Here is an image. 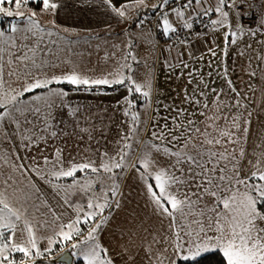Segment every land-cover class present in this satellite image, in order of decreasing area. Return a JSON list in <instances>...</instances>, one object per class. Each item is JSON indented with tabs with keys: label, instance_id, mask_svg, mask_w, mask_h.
I'll list each match as a JSON object with an SVG mask.
<instances>
[{
	"label": "snow or ice",
	"instance_id": "obj_1",
	"mask_svg": "<svg viewBox=\"0 0 264 264\" xmlns=\"http://www.w3.org/2000/svg\"><path fill=\"white\" fill-rule=\"evenodd\" d=\"M107 3L124 20L135 9L134 25L140 28L147 26L145 9L159 11L156 26L165 34L177 33L173 15L183 18L188 30L195 19L209 17L213 30H224L220 60L209 59V71L190 69L179 58L183 51L176 63L166 61L170 72L188 69V83L195 81L196 86L183 90L189 107L167 109L174 114L161 117L163 123L154 118L146 122L138 104L142 108L151 101L155 74L147 67L142 77L133 72L132 64L140 61L131 43L123 63L89 74L71 59L57 56L49 47L55 41L46 42L57 26L54 21L45 26L39 16H55L61 0H0V15L13 18L7 29H0V264H36L38 258L49 264H114L99 235L111 211L121 208V183L129 170L161 226L167 221V235L157 232L161 238L152 237L158 247L146 253L150 264H198L211 253H222L225 264H264V142L246 150L252 112L244 101L249 97L233 84L226 59L239 37L256 36L264 29V19L256 30L247 27L240 18L244 0H183L179 7L170 6L174 0H122L118 7L112 0ZM248 48L247 75L254 78L256 69L264 74V49L253 57L255 49ZM207 54L217 56L211 48ZM253 59L258 61L255 67ZM214 72L222 75L227 92L210 87ZM118 87L126 90L117 100L126 119L115 147L79 159L66 158L61 147L44 154L50 140L68 135L53 127L57 110L67 109L77 127L81 119H89L71 105L70 91ZM247 87L251 90L250 83ZM34 149L35 154L25 155ZM37 181L53 189L65 212L57 213L41 200ZM41 206L52 215L44 225L56 224L50 235L38 234L44 225L34 213H40Z\"/></svg>",
	"mask_w": 264,
	"mask_h": 264
},
{
	"label": "crops",
	"instance_id": "obj_2",
	"mask_svg": "<svg viewBox=\"0 0 264 264\" xmlns=\"http://www.w3.org/2000/svg\"><path fill=\"white\" fill-rule=\"evenodd\" d=\"M112 3L118 7L122 0H112ZM148 3H152L151 0ZM258 10L259 22L256 28H252L253 30L259 28L260 20L264 19V0L258 1ZM37 11H39L38 8ZM135 11V9H130L126 13L129 17L128 20H124L112 11L107 0H61V6L55 16L49 15V19L41 22L50 27L54 21L57 26L53 30L55 34L46 38V42L55 41L54 44L49 43V47L56 52V55L71 59L81 70L89 74L98 75L102 72L111 71L117 63H123L122 57L129 51L126 45L131 43V51L140 61L139 64H145V60L149 58L147 68L152 69L155 74L151 101L142 108L138 104L141 118L146 122L154 118L158 123H163L161 117L174 114L167 109L189 107L184 103L183 90L187 89L190 92L196 86L195 81L191 84L188 83V69L177 67L170 72L166 61L176 63L179 53L183 51L184 56L179 58L188 63L190 69L199 68L209 71L210 69L206 67L207 61L214 59V63H218L220 60V49L224 47L225 43L224 30L211 28L194 39L184 40L186 43L183 45L180 44V41L174 44L169 42L159 44L154 29L148 26L140 28L134 25ZM155 11L145 9L146 15ZM171 19L175 21L176 25H183V18L173 15ZM11 20L9 19L6 25L0 22V29H7ZM262 33H264V29H260L256 36L239 37L236 45L229 46L226 58L233 84L242 95L249 97L248 100L244 101L248 105V111L252 112L251 124L246 133L247 143L245 147L248 152H251L255 145L264 142V74L261 73L260 69H256V77L250 78L247 75L249 70L247 57L250 54L248 45L255 49V52L251 53L253 57L259 54L264 49V44L260 43L264 41V34ZM130 38L132 39L130 40ZM209 48L217 52L215 58L207 54ZM152 52H154L153 55ZM202 54L204 55L203 61L200 60ZM257 63L258 61L253 59L252 67H255ZM136 66L137 64H132L133 72L139 73L142 77L145 70H142L141 67L136 68ZM181 71L184 73L183 76L178 75ZM217 71L219 72L220 69ZM249 83L251 90L247 87ZM209 85L212 88H222L227 92V85L222 75H217L215 72L209 78ZM125 92L123 87L93 92L70 91V93H79L80 99L78 104L72 106H79L81 113L89 119H81L79 127H77L73 122L74 118L66 115L65 110H57L56 117L62 119L61 121L54 120L59 127L57 131L62 130V133L68 135L61 134L51 140L53 142L48 143L44 154L51 155L53 149L59 147L55 141L61 143L66 140L69 141L67 150L61 146L64 155L72 151L73 148L81 152V156H83L87 152L90 155L96 150L105 151L115 147V141L119 139V133L123 129L122 121L126 119L117 104V100ZM209 95L213 94L209 93ZM73 98L75 99L76 96ZM231 111L234 115L238 114L235 109ZM80 128H86L89 131L80 132ZM124 130L126 131V129ZM143 134L146 136L148 132ZM72 141H79V144L73 145ZM91 148H94V152L91 151ZM41 149H45V146L41 145ZM35 153L36 150L33 151V154ZM44 187L46 189L49 186L44 184ZM121 190L123 192V196L120 197L121 208L111 211L108 223L99 235V242L109 249V255L114 264H135L132 262L133 259L138 262L142 261L143 256L148 251H152L148 248L149 238L146 240L151 232L148 223L153 221L152 208L146 200L137 177L131 170L124 175ZM52 196L55 195L50 193V197ZM34 217L39 221L38 215L35 214ZM81 227L85 228L86 226L81 225ZM47 228L53 231L52 228ZM38 234L50 235V233L43 232L41 228L38 229ZM41 247H43V242Z\"/></svg>",
	"mask_w": 264,
	"mask_h": 264
},
{
	"label": "rangeland",
	"instance_id": "obj_3",
	"mask_svg": "<svg viewBox=\"0 0 264 264\" xmlns=\"http://www.w3.org/2000/svg\"><path fill=\"white\" fill-rule=\"evenodd\" d=\"M149 1V0H148ZM157 1H159V0H151V2L153 3V2H155V3H157ZM30 7H32V6H30ZM49 15L50 14H47V13H43V14H40V16H39V19L41 20V21H46L47 19H49ZM4 16H2V15H0V19L1 18H3ZM145 17H146V15H145ZM42 23V22H41ZM250 28H256V27H252V26H250V25H248ZM156 39H157V43H158V36L156 35ZM154 54V52H152V55ZM149 59V58H148ZM145 60V64H138L137 66H136V68H138V67H141V68H143L142 70H145V68L148 66V61L149 60ZM152 66V65H151ZM153 67V66H152ZM79 93H70L69 94V97H68V100H69V102L71 103V105H73V104H78L79 103ZM74 96H76V98L74 99L73 97ZM63 110H65V111H67V109H63ZM55 120H59V121H61L62 119L60 118V117H56V119ZM53 123V127L56 129V130H59V127L56 125V123L53 121L52 122ZM51 142H53V141H49V143H51ZM57 144H59V147H63V149L65 148L66 150L68 149V144H69V141L68 140H66V141H64L63 143H61L60 141H55ZM72 143H73V145H78L79 144V141H72ZM35 150V149H34ZM33 150V151H34ZM91 151L92 152H94V148H91ZM97 151V150H96ZM95 151V152H96ZM33 154V152L32 153H25V155H32ZM87 154H89L88 152H87ZM95 153H93V154H90V155H94ZM69 156H72V157H75L76 159H79L80 158V156H81V152H79V151H77V150H75L74 148L72 149V151H70V152H68V154L66 153V155H65V157L67 158V157H69ZM37 184H38V187L41 189V200H43V201H46L47 202V204H49V205H51L55 210H56V212L57 213H61V212H65V209L64 208H62L61 207V205H60V200H59V198L58 197H56V196H52V197H50V193H52V194H54L55 195V193H54V191H53V189L52 188H50V187H46V189H45V187H44V183L43 182H41V181H37ZM41 186V187H40ZM76 197H72V199H75ZM38 215V220H39V222H40V224L41 225H44V220L45 219H47L49 222H51L52 221V215L51 214H48V212L46 211V209L43 207V206H41L40 207V213H34V215ZM64 219H67V213L65 214V217H64ZM152 222L151 223H148V227H149V230L151 231L150 232V236H147L146 237V240H147V238H149L148 239V241H149V244L151 243L152 244V246H151V250L152 251H156L157 250V247H158V245H156L155 243H152V237L153 236H155L156 237V239L157 240H159L160 238H161V236H163V235H167V233L165 232V229L167 228V223H166V221H164L163 222V227L161 226V221H160V219L157 217V216H155L154 214H153V211H152ZM48 226L47 225H44L43 227H40L41 229H42V231L43 232H45V233H52V230L50 231V229H48L47 228ZM50 228H52V229H55L56 228V224H52L51 225V227ZM157 232H159L160 234H161V236H157L156 234H157ZM142 240H143V237H142ZM132 262H135V264H138V263H141V264H150V261H149V259L147 258V255H145V256H143V260L142 261H137V260H135V259H133L132 260ZM151 264H155V261L153 260V261H151Z\"/></svg>",
	"mask_w": 264,
	"mask_h": 264
},
{
	"label": "built area",
	"instance_id": "obj_4",
	"mask_svg": "<svg viewBox=\"0 0 264 264\" xmlns=\"http://www.w3.org/2000/svg\"><path fill=\"white\" fill-rule=\"evenodd\" d=\"M258 1L259 0H244V3L241 5V19L246 25H250L252 27L257 26L259 22ZM181 3H183V0H174V3H172L170 6L179 7ZM245 12H247L248 14L244 15ZM159 18V11H156L155 13L147 15L145 17L146 25L156 31L159 44L166 42L174 44L181 40H191L196 38L199 34L205 33L212 28V26H210L209 24V17H201L199 19H195L194 26L191 30L183 28L182 25H177V33L165 34L162 28L156 26L157 20ZM66 249L67 248H64L62 250L65 251ZM36 264H49V262L46 260L42 261L38 258Z\"/></svg>",
	"mask_w": 264,
	"mask_h": 264
},
{
	"label": "trees",
	"instance_id": "obj_5",
	"mask_svg": "<svg viewBox=\"0 0 264 264\" xmlns=\"http://www.w3.org/2000/svg\"><path fill=\"white\" fill-rule=\"evenodd\" d=\"M155 12H153V13H155ZM153 13H150V14H153ZM150 14H148V15H150ZM9 19L11 20L13 18L4 16L3 18L0 19V22L3 23L4 25H6L7 21ZM66 87L70 88L71 86H66ZM102 89L110 90L111 88H102ZM74 264H83V262L80 260H75ZM182 264H184V262H182ZM198 264H225V258L223 257L222 253L205 254V256L199 258Z\"/></svg>",
	"mask_w": 264,
	"mask_h": 264
}]
</instances>
